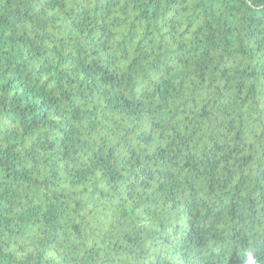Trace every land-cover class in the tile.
<instances>
[{
	"label": "trees",
	"instance_id": "1",
	"mask_svg": "<svg viewBox=\"0 0 264 264\" xmlns=\"http://www.w3.org/2000/svg\"><path fill=\"white\" fill-rule=\"evenodd\" d=\"M264 264V0H0V264Z\"/></svg>",
	"mask_w": 264,
	"mask_h": 264
},
{
	"label": "clouds",
	"instance_id": "2",
	"mask_svg": "<svg viewBox=\"0 0 264 264\" xmlns=\"http://www.w3.org/2000/svg\"><path fill=\"white\" fill-rule=\"evenodd\" d=\"M246 259L243 261V264H260L258 256L254 253L252 249H247L244 252Z\"/></svg>",
	"mask_w": 264,
	"mask_h": 264
}]
</instances>
